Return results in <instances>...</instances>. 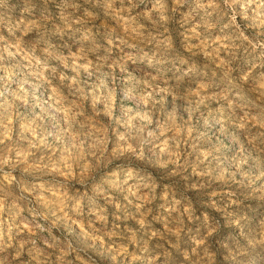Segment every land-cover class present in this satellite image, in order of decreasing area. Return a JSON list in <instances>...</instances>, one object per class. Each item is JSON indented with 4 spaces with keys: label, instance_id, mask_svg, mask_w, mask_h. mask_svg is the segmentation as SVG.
Here are the masks:
<instances>
[{
    "label": "clouds",
    "instance_id": "1",
    "mask_svg": "<svg viewBox=\"0 0 264 264\" xmlns=\"http://www.w3.org/2000/svg\"><path fill=\"white\" fill-rule=\"evenodd\" d=\"M0 264H264V0H0Z\"/></svg>",
    "mask_w": 264,
    "mask_h": 264
}]
</instances>
